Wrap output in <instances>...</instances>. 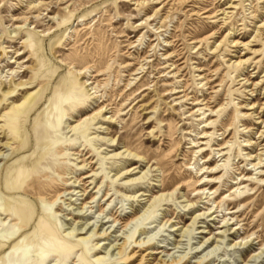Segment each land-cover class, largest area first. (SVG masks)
I'll list each match as a JSON object with an SVG mask.
<instances>
[{"label": "rangeland", "instance_id": "374dc122", "mask_svg": "<svg viewBox=\"0 0 264 264\" xmlns=\"http://www.w3.org/2000/svg\"><path fill=\"white\" fill-rule=\"evenodd\" d=\"M22 1L0 0V83L1 88L10 84L11 95H17L13 101L2 97L0 107V219L5 217L0 264H264V253L250 259L264 244V40L251 43V52L225 40L228 33L230 39H252L264 20V1L32 0L37 7ZM235 57H250V65L230 66L228 59ZM62 60L88 68L82 79L93 82L91 92L82 79H73ZM141 64L142 72L137 70ZM175 66L177 75L169 77ZM242 78L249 81L243 85ZM258 80L263 81L250 85ZM179 89L184 91L169 94ZM34 91L24 106L9 111ZM249 103H255L253 110H246ZM96 104H107V115L115 117L99 134L109 132L117 147L143 157L133 173L149 169L135 186L124 188L127 178L120 175V168L134 161L102 162L107 151L120 149L106 144L87 149L93 147L85 140L87 132H68L67 125L91 114ZM204 131L208 136L199 138ZM192 140H203L205 149ZM248 141L254 145H244ZM260 153L262 164L256 170L247 154ZM42 155L55 166L43 165L49 172L41 183L47 195L38 199L31 194L27 203L18 202L17 193L3 187L4 177L13 166V179L24 177L23 167L34 172L32 164ZM89 162L96 175L85 181L95 178L94 183L72 186L76 190L68 193L70 183L89 172L88 165L78 167ZM31 182L26 179L24 186ZM177 184L181 187L171 198L148 206L159 189ZM133 191L145 195L133 198ZM8 207L13 213L21 210L23 218L6 215ZM211 207L216 211L201 216L182 235L194 215ZM222 217L230 218L227 228L221 227ZM72 227L89 233L66 236ZM105 232L107 238L98 237ZM46 235L66 239L68 247L44 259L32 254L30 243H41ZM84 236L87 240L79 243ZM246 237V246H230ZM124 240L121 256L117 246Z\"/></svg>", "mask_w": 264, "mask_h": 264}, {"label": "bare ground", "instance_id": "6f19581e", "mask_svg": "<svg viewBox=\"0 0 264 264\" xmlns=\"http://www.w3.org/2000/svg\"><path fill=\"white\" fill-rule=\"evenodd\" d=\"M127 1V0H126ZM131 1V0H130ZM156 1H158V0H156ZM264 1V0H263ZM19 2H23L22 0H19ZM39 2V1H38ZM143 2V1H142ZM142 2H140L139 1V3L138 2H134L133 4H142ZM26 3L27 4H29V5H31L33 2H32V0H26ZM228 6V5H227ZM32 7H37V5L36 4H32ZM229 8H232V7H234V6H232V5H229L228 6ZM159 8V7H158ZM263 9V8H262ZM221 11V10H220ZM224 11V10H223ZM226 12V11H225ZM255 14V13H254ZM261 14V13H260ZM225 15V14H224ZM149 18V17H148ZM151 18V17H150ZM165 18V17H164ZM226 21V20H225ZM261 28H264V20L258 25V28L256 29V31H255V34L252 36V39L250 38L248 41H246V42H243L242 40L241 41H239L238 39H230L231 38V33H228V35H227V38H225V40H227V42L229 43V45H231V47H237V46H242L243 47V49H246L247 50V52H251V47L250 46H252L253 44H251V43H255V42H258V41H261V40H264V36L262 35L263 33H262V30L263 29H261ZM255 29V28H254ZM231 32V31H230ZM208 37V36H207ZM207 37H204V38H207ZM235 38V37H234ZM203 39H200V40H195L194 41V43H196L195 44V48L196 47H199L200 46V42L202 41ZM222 41V40H221ZM221 41L218 43V44H216V46H215V48L214 49H212V51H216V50H218V47H219V45L221 44ZM264 42V41H263ZM170 44H172V43H170ZM199 44V45H198ZM170 47V46H169ZM171 48V47H170ZM211 51V50H210ZM247 52H244V53H247ZM252 53H258V50L257 49H254L253 48V50H252ZM171 57V54H169V55H167L165 58H167V59H169ZM236 58V57H235ZM228 61H229V65L230 66H235V67H239V68H241V69H243L247 64H249L250 62H251V58L250 57H242V58H236V59H228ZM227 61V62H228ZM11 62H14L15 63V61H11ZM62 62H63V64L64 65H66L67 67H69L70 68V70H72V73H73V79L75 80V81H78L79 79H82L83 77H85L87 74H88V68L87 67H85V68H77V66L76 65H73V64H71V63H69V62H66V61H64V60H62ZM62 64V65H63ZM250 65V64H249ZM171 66V65H170ZM176 68V66L173 68V69H170L169 71H168V73L169 74H171L169 77H174V76H176L177 75V72H174L173 70ZM246 68V67H245ZM137 70H139V71H143V64H141L140 66H139V68L137 69ZM13 71V70H12ZM252 71V70H251ZM140 73V72H139ZM204 76V75H203ZM262 77V76H261ZM238 81H243L242 82V84L244 85L245 83H247L249 80L248 79H246V78H242V79H239ZM261 81H263V80H258V81H256V82H254V83H250V85H254V86H257ZM81 83V85L83 86V88H88L89 87V89H87V91H90L91 89H93V87H90L92 84H93V82L90 80V78H86V79H82V81L80 82ZM1 83H0V88H1ZM245 89V88H244ZM264 89V88H263ZM1 96H0V107L3 109L4 107V104H3V98L2 97H7V99L8 98H11L12 99V101L13 100H15L16 98H17V95H11L12 94V88H11V86H10V84L8 85V86H6V85H3V87L1 88ZM92 91V90H91ZM90 91V92H91ZM184 90H181V89H179V90H173V91H171V92H169V94H177V93H181V92H183ZM250 91H252V89H250ZM95 92L96 91H93V93L95 94ZM36 92L34 91V92H29V93H27V94H25V96L23 97V99L19 102V103H13V105H12V107H11V109L9 110V111H11V110H13V109H15V110H19L22 106H24L28 101H30L33 97H34V94H35ZM205 95V94H204ZM91 96H93V95H91ZM183 97H184V95H182ZM96 95L95 96H93L92 98L93 99H96ZM179 97V96H178ZM177 98V97H176ZM6 99V98H5ZM98 99V98H97ZM203 100V99H202ZM201 100V101H202ZM175 101V100H174ZM94 102H98L97 100H94ZM183 102V100L182 101H180L179 102V104L180 103H182ZM204 102V101H203ZM200 102L199 101H196V102H194V104H199ZM74 104V102H71L70 103V106H72ZM178 104V102L176 101L175 102V104L174 105H177ZM203 104H206V102L205 103H203ZM93 105V104H92ZM181 105V104H180ZM254 105H255V103H253V104H246V106H247V108H246V110H253V108H254ZM262 105H264V103L262 104ZM206 106H207V104H206ZM262 107H260V109H261ZM109 109H111V108H108V105L107 104H102V105H100V104H96V106L95 107H93L92 108V113L91 114H88V115H85L84 117H82L79 121H77L75 124H73V125H67V127L69 128V130H68V132L69 133H72V135L73 134H81V136H83L84 134L83 133H85V132H87L85 135H84V137H85V140H87V142L89 141V143H88V145H91V146H93V147H91V148H87V149H104V148H101L100 146L102 145V144H106L108 147H111V149H113V150H115V149H120L119 151L117 150L115 153H113V152H111V153H113V154H109L108 153V151L104 154L105 156H102V162H104V161H106V160H108V159H110V158H117V159H122V160H131V161H134L133 163H131L130 165H128L127 167H122V168H120V169H122L123 171L122 172H120V175H122L123 177L122 178H127L126 179V181L124 182V188H128L129 186H135V184H136V182H138L137 180L140 178H142L143 179V177L147 174V171L149 170L148 168L145 170V171H142V173H141V171H137V172H139L140 174L137 176V177H131L132 175H134V174H136L137 172H132V171H134L136 168H141V165L143 164V161H144V159H143V157L142 156H140V155H138L137 153H135V152H133L131 149H129L128 147H122V148H120V147H117V143H115V139L113 138V137H109V136H107L108 135V133L109 132H105V135L104 134H99V133H104L103 132V130L102 129H107V128H105V127H103V125L106 123V124H111V123H114L115 122V117L113 116V115H107V113H108V110ZM196 111H201V114L202 115H204V110L202 111V108L201 107H198L197 109H196ZM207 111V110H206ZM110 114H111V111H110ZM253 114V111L250 113V115H252ZM256 114V113H255ZM6 114H4V116H5ZM190 115H192V114H190ZM260 117H257L256 119H259ZM1 121V120H0ZM205 121V123H207V121H208V119H206V120H204ZM261 123H263L264 124V120H262L261 121ZM208 125V123L207 124H204V126H207ZM92 129H95L93 132H91V130ZM98 132V133H97ZM185 133H189L188 131H186ZM264 133V126H263V129L262 130H260V135H262ZM88 136H91V137H89L88 138ZM208 136V133L206 132V131H204L203 133H202V135H200L199 136V138H201V139H204L205 137H207ZM195 144H199L198 146H196L198 149H205V148H202V146L201 145H203V144H205V142L203 141V140H200L199 142L198 141H194V140H192ZM254 142H251V141H248V143H246V144H244V145H252ZM5 146H9L10 144L9 143H7V142H5V143H3ZM256 144V143H255ZM98 145V146H97ZM254 145V144H253ZM82 149H86V148H82ZM214 149H225V147H222V148H214ZM261 149H263V148H261ZM220 150H218V152L220 151ZM100 153V152H99ZM261 153L260 154H258V155H253V154H247V157H248V160H251L252 162L250 163V164H252V166L257 170V169H259V168H261V164H262V158H261ZM79 157V156H78ZM81 162H84L83 160L81 161ZM90 163H92V162H89V163H86L85 165H81V166H79L78 168H80V169H85L86 167H87V165H88V168H89V172L86 174V175H84L81 179H79V180H77V178H75L74 180H73V182H78V183H80L81 181H84L82 184H79V185H77V184H72V183H70V185H71V189L69 190V192L68 193H73L76 189L74 188V189H72V186L73 187H80L81 188V186H83V185H85V184H88V186H90L91 184H93L94 183V181H95V178L93 179V181H90L89 183H86L87 181H85V179L86 178H91L92 176H94V175H96L94 172L95 171H93V169L91 168L92 167V165L90 164ZM44 164H47V165H49L50 166V168H52V169H54V165H53V163H51L50 161H48V159H47V156L46 155H42V156H40L39 158H38V160L37 161H35L33 164H32V166L35 168V170H34V172H32V171H30L29 172V169L28 170H26V168L25 167H23L22 168V170L20 171V174L21 175H23L24 177H22L21 176V179H19V180H17L18 178H15V179H13L12 178V176L13 175H15V171H16V169L14 170V166L10 169V170H8V172H7V174H6V176L4 177V179H3V187L5 188V190H7V191H14L15 193H17V200H18V202L19 201H24L25 203H27V198H28V196H31V194L32 195H34V196H36L38 199L40 198V196H41V194H46L47 195V189L46 188H44V185H41V183H42V178H48L47 176H49L48 174H49V172L47 171V170H45L44 169V167H43V165ZM84 164V163H83ZM29 165V164H28ZM27 165V166H28ZM76 165V164H75ZM218 165H217V163H216V165L212 168V169H214V168H216ZM203 169V167H201L200 168V170H202ZM14 171V172H13ZM27 173V174H26ZM26 174V175H25ZM119 175H116V179H117V177H118ZM147 176V175H146ZM122 178H119V179H122ZM26 179H30L32 182H31V186L29 187V188H26L25 186H24V183H25V180ZM140 182V181H139ZM17 184V185H16ZM201 185V184H200ZM179 187H181V185L180 184H177L174 188H172V189H159V191H160V193L159 194H157V195H155L153 198H152V200H151V202L149 203V207H150V205H152L153 203H155V201H157V200H162V199H169V198H171L173 195H174V193L178 190V188ZM200 188H198V192H200V194H207L206 192H204L205 191V189H202V190H199ZM79 191H82L81 189L79 190ZM79 191H77L76 193H78ZM140 191H138L137 193H136V191H133V193H134V195L132 196L133 198L135 197V196H137V194H138V197L139 196H142V195H145V194H143V193H139ZM75 193V194H76ZM82 195V194H81ZM131 196H129V198H130ZM132 198V199H133ZM136 198V197H135ZM183 201H186L187 203H186V205L185 206H187V207H189L190 205H192L191 203H189V200H183ZM83 207H85V206H83ZM218 206H216V208H217ZM147 209H148V207H146ZM213 207H211V208H205L207 211L205 212V211H203V212H200V213H198V214H196V215H194L193 217H192V219H191V221L189 222V224H187L186 226H185V228L184 229H182L183 231H182V235L185 233V232H187L188 231V229L191 227V225L193 224V223H196V222H198V219H200L201 218V216H203V215H205V214H207V216H210L212 213H214L216 210H214V211H211V209H212ZM13 210H10L9 209V207H8V209L6 210V215H8V216H13L14 217V219H19V218H23V214L21 213V210H19V211H17V212H15V213H13L12 212ZM209 211H211V212H209ZM102 212V211H101ZM217 216V215H216ZM5 218V217H4ZM3 218V219H4ZM137 218H139V216H136V217H134V218H131V220H130V222L127 224V225H124V227H126V226H128L129 224H131L133 221H135V220H137ZM2 219V220H3ZM222 219V222L224 223H222L223 225L221 226V227H228V225H230L229 224V221H230V218H227V217H222L221 218ZM2 220L0 219V223H2V224H0L1 226H4L5 225V222H2ZM6 220H8V219H6ZM118 220V219H117ZM113 221H115L116 222V220L115 219H113ZM85 229V227H80V228H76L75 229V227H72L71 229H70V231L69 232H67V234H66V236H69V237H74V236H76V235H78V234H86V233H89L88 232V230H86L85 232H82L83 230ZM173 230H175L176 229V227H174L173 226V228H172ZM80 230V231H79ZM227 230H229V228L228 229H223V233L225 232V231H227ZM1 231V230H0ZM73 231H75V234L73 235ZM78 231V232H77ZM222 231V230H221ZM103 232V231H102ZM199 232H203V231H199ZM90 233H91V231H90ZM95 234H97L96 232L94 233V235ZM219 234V233H218ZM217 234V235H218ZM108 235L109 234H106V232L104 233V234H99L98 233V237H100V236H105L106 238L108 237ZM1 236V235H0ZM87 236H89V234L87 235ZM87 236H84V237H80V238H78L77 240L79 241V243H81V241H85V240H87ZM220 238H224L225 237V235H223V234H220ZM219 238V239H220ZM250 238V237H249ZM209 239V237L208 238H206L205 239V241H203V243L202 244H204V243H206V241ZM218 239V240H219ZM60 240V237H58V236H51V235H46L45 236V240L43 241V242H41V243H37V242H34V243H30V246H31V253L32 254H34V255H39L41 258H45L46 256H49L51 253H53L54 251H56V250H59V249H61V246H65L66 248L68 247V246H66V242H65V240L66 239H64L63 238V241H59ZM217 240V241H218ZM216 241V242H217ZM220 241V240H219ZM218 241V242H219ZM125 243H126V241L124 240V241H122L121 242V244H119V246H117V253L116 254H120L121 256L122 255H124V253H125V251H126V246H125ZM220 243V242H219ZM201 244V245H202ZM247 244H249V239H248V237H246V238H241L240 240H238V241H235V243H233V244H231L230 246H240V245H242V246H246ZM215 247H216V244L214 245ZM64 247V248H65ZM214 247V248H215ZM4 248V246L2 245V246H0V251L2 250ZM71 248V247H70ZM148 253H150V252H148ZM264 253V244H262V245H260L256 250H254L253 251V253L250 255V259L252 258L253 260L252 261H255V260H257V258L258 257H260V256H262V254ZM130 255V254H129ZM133 255V254H132ZM132 257V256H131ZM97 259V261H100L101 259H103L101 256L100 257H97L96 258ZM173 262H175V259H173V260H171L170 261V263H173ZM165 263H167V261H163L162 262V260L160 261V263L158 262L157 264H165ZM246 264V263H245Z\"/></svg>", "mask_w": 264, "mask_h": 264}]
</instances>
